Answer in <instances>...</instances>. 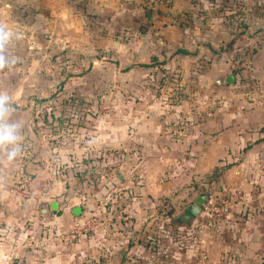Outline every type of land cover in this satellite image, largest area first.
<instances>
[{"label":"rangeland","instance_id":"obj_1","mask_svg":"<svg viewBox=\"0 0 264 264\" xmlns=\"http://www.w3.org/2000/svg\"><path fill=\"white\" fill-rule=\"evenodd\" d=\"M163 4L158 3L156 12H148L157 16L152 24L155 33L160 27L179 33L180 44H194V50L193 46L191 51L179 48L175 41L176 48L165 56L155 51L148 64L134 68L121 65L122 52L78 50L79 37L73 27L77 21L71 13L69 28L62 29L66 21L61 20L60 12L53 20L46 14L40 20L21 12L19 5L17 9L9 7L13 13L8 11V26L20 39H13L8 53L21 59L14 70L0 72V88L13 96L25 138L22 154L10 165L2 186L25 194L17 202L21 212L16 211L14 223L3 229L11 237L3 236L0 223V264H225L216 244L236 241L235 227L242 217L238 205L230 220L209 221L201 214L193 227L176 226L173 216L167 222L158 220L144 230L141 240L136 232L110 227L113 218L108 214L112 207L106 199L108 193L99 190L101 179L92 174L88 151L84 163L82 154L76 152L79 146L89 147L94 127L100 129L97 120L145 103L264 112V0H175L166 7ZM222 56L225 62L212 66L210 57ZM168 58L177 60L167 68ZM228 76L235 77V84L214 85ZM42 168L46 183L58 185L52 199L60 203V209L53 213L52 221L42 216L43 203L37 196L43 172L38 178L33 172ZM219 182L207 196L218 194L227 185ZM95 190L103 193L102 216L93 211L100 206ZM75 207H84L86 212L77 217ZM76 218L94 223L81 240L63 242L62 236L71 231ZM206 237L213 240L211 249H205ZM201 251L206 262L201 260Z\"/></svg>","mask_w":264,"mask_h":264},{"label":"crops","instance_id":"obj_2","mask_svg":"<svg viewBox=\"0 0 264 264\" xmlns=\"http://www.w3.org/2000/svg\"><path fill=\"white\" fill-rule=\"evenodd\" d=\"M163 1L162 6L166 7L175 0ZM11 5L14 9L19 5L21 12L40 20L45 19V14L48 20H53L56 12H60L61 20L66 21V27L61 24L62 29L69 28L71 13L72 19L77 21L73 27L79 37L78 50L87 52L102 48L122 52L125 55L121 57V65L130 68L148 64L155 51H161L162 57L165 56L176 48L175 41L179 48L187 51L194 45L180 44L179 33L171 34L167 28L160 27L155 33L152 24H156L157 16L148 14L149 11L156 12L157 6L159 8L155 0H0V23L11 24V11L8 10ZM153 33L157 36L156 43ZM175 60L168 58L166 67L172 66ZM209 61L214 66L225 59L223 56L219 59L210 57ZM178 122L185 123L187 137L172 134L171 128ZM97 124L102 129L94 127L89 147L79 146L76 152L82 154L84 163L88 151L87 163L93 168L92 174L101 179L99 190L108 193L106 199L112 204L108 214L113 218L110 227L136 232L143 240L144 230L158 220L167 222L171 218L167 216L168 212H172V216L178 215L198 197L207 196L220 181V184L237 189L243 197L237 206L242 217L235 227L236 241L216 244L222 249L221 258L225 264H264L263 111L145 103L97 120ZM11 164L14 162L0 163V223L5 238L11 234L7 235L8 230L3 229L14 223L16 211L21 212L17 202L25 194L13 187L2 186ZM41 170L33 173L34 178H38L43 172L42 183L37 188L42 210L44 204L55 202L52 197L58 192V185L47 184L46 170ZM62 186L60 184V192L64 190ZM97 193L95 190L93 194L98 197L100 206L93 211L102 216L103 193ZM82 211L86 212L84 207ZM68 218H65L66 223ZM212 244L213 240L206 237L205 249H211Z\"/></svg>","mask_w":264,"mask_h":264},{"label":"clouds","instance_id":"obj_3","mask_svg":"<svg viewBox=\"0 0 264 264\" xmlns=\"http://www.w3.org/2000/svg\"><path fill=\"white\" fill-rule=\"evenodd\" d=\"M13 39H20L19 34L0 23V72L12 71L20 62L18 55H9L8 47ZM25 126L17 114L13 96L0 91V163L10 164L17 160L23 151Z\"/></svg>","mask_w":264,"mask_h":264},{"label":"built area","instance_id":"obj_4","mask_svg":"<svg viewBox=\"0 0 264 264\" xmlns=\"http://www.w3.org/2000/svg\"><path fill=\"white\" fill-rule=\"evenodd\" d=\"M157 3L163 0H155ZM172 134L179 138H185L188 135V129L183 122L175 123L171 128ZM243 200L241 193L231 186H223L218 194L207 196V200L201 209V214L205 215L209 221L230 220L233 217L235 207ZM97 221V220H96ZM94 221H81L79 218L74 220L71 231L63 235L61 240L63 242H74L81 240L88 231L89 226ZM97 224V223H96ZM95 224V225H96ZM201 260L206 262L207 256L204 251L200 253Z\"/></svg>","mask_w":264,"mask_h":264},{"label":"water","instance_id":"obj_5","mask_svg":"<svg viewBox=\"0 0 264 264\" xmlns=\"http://www.w3.org/2000/svg\"><path fill=\"white\" fill-rule=\"evenodd\" d=\"M236 79L234 76L222 77L214 81V85L221 87L235 84ZM207 200V196L198 197L193 204L187 207L184 211L178 215L173 216V222L176 225L184 223L186 225H192L193 222L201 215V209ZM60 209V205L57 202L44 204L42 206L41 214L47 221H52L53 213ZM74 215L80 217L83 213L81 207H77L73 211Z\"/></svg>","mask_w":264,"mask_h":264},{"label":"trees","instance_id":"obj_6","mask_svg":"<svg viewBox=\"0 0 264 264\" xmlns=\"http://www.w3.org/2000/svg\"><path fill=\"white\" fill-rule=\"evenodd\" d=\"M84 174L80 175V176H83ZM167 216H172V212H170Z\"/></svg>","mask_w":264,"mask_h":264}]
</instances>
